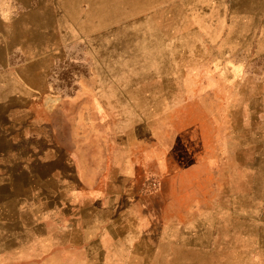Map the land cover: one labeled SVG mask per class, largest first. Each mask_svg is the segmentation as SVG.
<instances>
[{"label":"rangeland","instance_id":"1","mask_svg":"<svg viewBox=\"0 0 264 264\" xmlns=\"http://www.w3.org/2000/svg\"><path fill=\"white\" fill-rule=\"evenodd\" d=\"M47 2L0 0V78L42 87L46 72L49 88L0 99V264H103L88 193L101 208L152 154L179 170L163 196L155 169L138 180L160 193L156 246L264 264V0H79L59 16ZM71 188L75 221L57 205Z\"/></svg>","mask_w":264,"mask_h":264},{"label":"crops","instance_id":"2","mask_svg":"<svg viewBox=\"0 0 264 264\" xmlns=\"http://www.w3.org/2000/svg\"><path fill=\"white\" fill-rule=\"evenodd\" d=\"M78 2L79 0H48V6L45 7L42 3V9H52L53 14L56 16L62 14L69 15L74 12H67V9L71 10L74 8L76 10L79 6ZM57 29L58 31L62 30L60 25H57ZM44 44L45 43L42 41V63L47 60L52 51L46 50ZM31 60L32 59H21L24 63H28ZM8 61L9 60H6V62ZM14 69L15 70L1 74L0 99L5 96L10 100L18 99L23 96L24 98L34 99L39 92L37 88L42 89V96L48 94L49 88L47 87L46 72H43L42 87H40L37 86V84L35 85L27 81V75H25V77L23 73L19 74L16 68ZM149 156L150 157L143 158L138 166L135 164L133 179L137 180L136 183L134 182L129 186L119 184L117 187H114L116 189L113 191L111 185H108L106 188L104 186V190L101 192L104 202L97 201V207L102 206L101 208H97V210L94 209L93 202L100 196L98 195L100 192L93 190L91 193H88V197L92 200L90 204L87 205V209L92 211L90 219L86 221L87 224L92 225L89 226L88 232L95 230L96 233H101L102 235L101 238L104 240V245L97 251V254L102 256L103 264H191L189 260L190 249L167 247V243H164V246L160 247L156 246V243L153 241V236L155 234L152 231V223L154 222L157 224L159 216L152 215L154 212L157 213L159 211L157 207L160 199L158 198L160 193L161 196H163V187L166 186V184L173 183L178 178L179 170L178 165L167 155L157 157L152 154ZM119 168L122 167L120 166ZM151 168L155 169L156 173L159 175L161 186H163L161 187L160 193L144 196L139 192L140 185L138 180L144 176L143 173H148ZM9 186L8 188H11ZM31 188L32 187H30V191ZM35 188H37V190L39 189V187H33V189ZM70 192V198L64 196V198L58 199L57 205L61 209L69 205L70 216L72 220L75 221V212H78L80 206L79 201H77L78 195L76 196L74 189L71 188ZM155 200L157 204L154 203ZM144 207L146 210L150 211L149 215H144V213L141 214V210H143ZM165 220L166 219L163 220L162 224L169 223ZM143 224H146L145 229L142 226ZM73 230L74 227L72 228V231ZM162 234L165 236L170 235L169 233ZM91 254L94 255V251H92ZM185 255L188 256L187 259H184ZM106 257L113 258L107 261Z\"/></svg>","mask_w":264,"mask_h":264},{"label":"built area","instance_id":"3","mask_svg":"<svg viewBox=\"0 0 264 264\" xmlns=\"http://www.w3.org/2000/svg\"><path fill=\"white\" fill-rule=\"evenodd\" d=\"M156 185H157L156 183H153V187H156Z\"/></svg>","mask_w":264,"mask_h":264}]
</instances>
